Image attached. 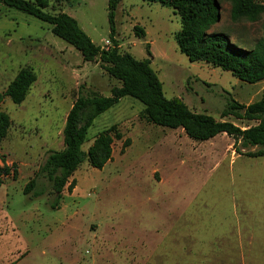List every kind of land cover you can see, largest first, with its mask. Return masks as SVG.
Instances as JSON below:
<instances>
[{
  "label": "rangeland",
  "instance_id": "obj_1",
  "mask_svg": "<svg viewBox=\"0 0 264 264\" xmlns=\"http://www.w3.org/2000/svg\"><path fill=\"white\" fill-rule=\"evenodd\" d=\"M46 1V13L68 14L94 44L112 48L109 0ZM218 1L220 22L208 34L256 49L264 40V16L234 20L231 2ZM255 2L264 6V0ZM115 26L121 52L150 59L149 45L166 98L242 129L257 125L222 119V112L231 99L244 105L261 100L264 81L248 84L191 63L175 40L181 19L173 9L123 0ZM136 27L145 31L144 40ZM23 69L37 78L26 100L15 105L6 98L0 105L11 120L0 166L15 165L17 173L0 189V264H264V158L237 155L225 134L196 142L182 129L148 124L141 119L143 104L131 97L94 121L83 146L87 152L100 133L115 127L123 139H114L112 162L103 170L82 164L58 209L45 180L36 189H46L43 197L25 195L50 153L64 149L63 131L78 97H109L121 84L99 61L84 62L50 25L0 4V93Z\"/></svg>",
  "mask_w": 264,
  "mask_h": 264
},
{
  "label": "trees",
  "instance_id": "obj_2",
  "mask_svg": "<svg viewBox=\"0 0 264 264\" xmlns=\"http://www.w3.org/2000/svg\"><path fill=\"white\" fill-rule=\"evenodd\" d=\"M123 0H109V23L112 48L103 49L93 43L92 39L79 26L77 20L62 13L51 15L44 10L46 0H0V4L25 15L34 17L52 27L55 37L75 48L84 62L99 61L101 68L121 86L114 87L111 96L105 97L92 92L88 96H79L68 114L63 131L64 149L50 153L36 178L31 180L24 190L25 195L34 192L35 198L43 197L46 189L37 190L40 180L49 185L47 189L55 194L51 204L53 209L60 208L65 189L72 192L76 181H70L80 166L88 162L91 168L103 170L113 160L114 139L122 140L121 133L112 127L100 133L88 151L83 150L88 132L94 121L108 112L126 97H131L144 106L141 119L148 124L172 130L182 129L189 139L206 142L218 135L225 134L233 139V149L239 156L264 158V90L258 102L244 105L231 99L222 112V119L234 117L239 121L257 122V125L242 129L227 121H217L205 114H196L178 98L168 99L163 84L152 68V53L147 45L150 59L137 60L130 53H123L115 39L116 11ZM150 4H160L173 9L181 19V31L175 40L180 52L191 63L203 62L230 72L234 77L248 84L264 81V40L254 50L243 49L230 41L224 34H208L213 26L220 22V5L218 0H143ZM231 2V16L234 20L247 18L257 21L264 16V6L255 0H228ZM137 36L144 40L143 29L135 28ZM37 81L32 70L23 69L5 92L0 93V105L9 98L15 105L26 100L30 88ZM11 127L10 117L0 112V143L3 142ZM114 134V135H113ZM131 141L124 142L122 153L130 147ZM250 148L257 151L243 152ZM15 165L0 166V189L6 178H16ZM14 264V263H12Z\"/></svg>",
  "mask_w": 264,
  "mask_h": 264
},
{
  "label": "built area",
  "instance_id": "obj_3",
  "mask_svg": "<svg viewBox=\"0 0 264 264\" xmlns=\"http://www.w3.org/2000/svg\"><path fill=\"white\" fill-rule=\"evenodd\" d=\"M109 43L111 44V42L109 41ZM104 49V48H103ZM108 49H110V48H108Z\"/></svg>",
  "mask_w": 264,
  "mask_h": 264
}]
</instances>
